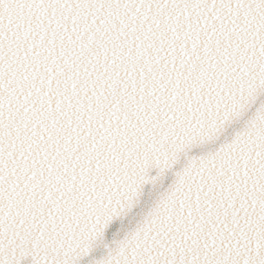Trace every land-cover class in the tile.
<instances>
[{
  "label": "water",
  "instance_id": "water-1",
  "mask_svg": "<svg viewBox=\"0 0 264 264\" xmlns=\"http://www.w3.org/2000/svg\"><path fill=\"white\" fill-rule=\"evenodd\" d=\"M0 264H264V0H0Z\"/></svg>",
  "mask_w": 264,
  "mask_h": 264
}]
</instances>
